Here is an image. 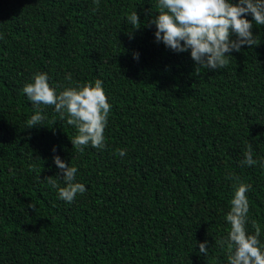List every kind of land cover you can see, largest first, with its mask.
Instances as JSON below:
<instances>
[{
    "label": "trees",
    "instance_id": "16d2710c",
    "mask_svg": "<svg viewBox=\"0 0 264 264\" xmlns=\"http://www.w3.org/2000/svg\"><path fill=\"white\" fill-rule=\"evenodd\" d=\"M158 12L157 0H0V264H228L219 241L239 183L264 245V25L247 15L256 45L213 71L156 41ZM37 73L57 93L103 82L104 149L81 153L67 117L32 104L22 90ZM249 145L258 163L242 166ZM54 156L86 186L71 203L46 179Z\"/></svg>",
    "mask_w": 264,
    "mask_h": 264
},
{
    "label": "clouds",
    "instance_id": "9594fccd",
    "mask_svg": "<svg viewBox=\"0 0 264 264\" xmlns=\"http://www.w3.org/2000/svg\"><path fill=\"white\" fill-rule=\"evenodd\" d=\"M99 2L94 0L97 7ZM157 7L158 16L149 22L155 25L156 41L163 42L177 53L190 50V56L197 66L213 71L227 67L233 51L239 52L245 45H256L251 31L253 23L246 18L247 15L252 16L256 25H264V0H237L236 3L231 0H157ZM127 20L134 29L139 28L141 21L137 11L132 12ZM233 34L235 39L232 38ZM134 58H138V53L134 54ZM66 79L71 82V74ZM48 80L47 73H37L22 91L32 104L54 106L60 119L67 117V124L77 130L71 143L81 153L89 144L98 150L104 149V129L112 106L103 89V82L97 79L94 83L69 86L57 93ZM43 119L44 116L38 110L27 120L28 128L41 125ZM118 154L123 157L126 150L120 149ZM53 159L60 173L46 179L53 188L58 189L60 199L71 203L77 194L87 191L86 186L77 182L76 166L65 163L59 156ZM257 163L249 145L241 165L254 166ZM261 163L264 166V162ZM58 179L63 181L64 186L58 184ZM250 189L251 185L239 183L230 201V211L225 217L230 230L219 243L227 249L228 264H264V245L260 240L259 224L252 221L255 232L249 234L247 231L250 203L246 193ZM206 245L207 241L199 243L201 255L207 256Z\"/></svg>",
    "mask_w": 264,
    "mask_h": 264
}]
</instances>
